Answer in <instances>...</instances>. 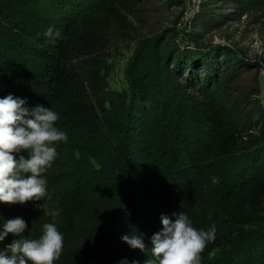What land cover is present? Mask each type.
<instances>
[{
    "label": "trees",
    "instance_id": "16d2710c",
    "mask_svg": "<svg viewBox=\"0 0 264 264\" xmlns=\"http://www.w3.org/2000/svg\"><path fill=\"white\" fill-rule=\"evenodd\" d=\"M136 3L0 0V98L51 108L68 137L54 145L41 200L0 202V232L21 217L24 236L38 239L53 223L64 237L53 264H147L161 216L184 212L197 230L216 227L200 264H264V109L233 91L237 69L219 51L181 47L177 28L139 41L129 92L110 89V38L130 37ZM49 27L61 33L55 42ZM131 234H142L144 251L122 240Z\"/></svg>",
    "mask_w": 264,
    "mask_h": 264
},
{
    "label": "clouds",
    "instance_id": "9594fccd",
    "mask_svg": "<svg viewBox=\"0 0 264 264\" xmlns=\"http://www.w3.org/2000/svg\"><path fill=\"white\" fill-rule=\"evenodd\" d=\"M44 36L48 42H55L61 33L49 27ZM26 105V99L11 94L0 98V202L9 205L41 200L47 194L44 175L58 155L54 145L68 139L55 126L59 113L43 105L32 108ZM25 152L26 156L22 154ZM174 215V220L161 216L162 230L151 237L152 255L156 260H148L147 264H200V254L215 240V225L208 230H197L184 212ZM26 228L21 217L3 225L0 241L10 233L18 239L0 251V264H53L60 258L64 237L55 224H44L38 239L25 237ZM122 240L134 249L146 248L142 234L124 235Z\"/></svg>",
    "mask_w": 264,
    "mask_h": 264
},
{
    "label": "rangeland",
    "instance_id": "374dc122",
    "mask_svg": "<svg viewBox=\"0 0 264 264\" xmlns=\"http://www.w3.org/2000/svg\"><path fill=\"white\" fill-rule=\"evenodd\" d=\"M135 6L127 15L130 37L110 38L105 60L110 89L129 92L128 67L139 41L165 39L177 28L186 40L181 47L219 51L220 64L237 69L233 91L257 99L264 109V9H242L238 0H137Z\"/></svg>",
    "mask_w": 264,
    "mask_h": 264
}]
</instances>
